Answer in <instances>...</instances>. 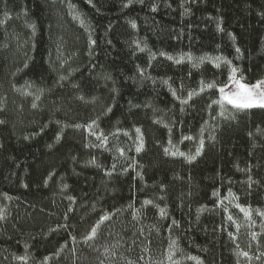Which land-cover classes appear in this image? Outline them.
Here are the masks:
<instances>
[{
    "label": "trees",
    "instance_id": "obj_1",
    "mask_svg": "<svg viewBox=\"0 0 264 264\" xmlns=\"http://www.w3.org/2000/svg\"><path fill=\"white\" fill-rule=\"evenodd\" d=\"M233 69L264 81V0H0V264H264Z\"/></svg>",
    "mask_w": 264,
    "mask_h": 264
},
{
    "label": "snow or ice",
    "instance_id": "obj_2",
    "mask_svg": "<svg viewBox=\"0 0 264 264\" xmlns=\"http://www.w3.org/2000/svg\"><path fill=\"white\" fill-rule=\"evenodd\" d=\"M135 27V25H133ZM239 51V49H237ZM230 63V62H229ZM233 73H235L237 70L233 69ZM233 82L236 84L237 90L231 91L229 90L227 93L225 92L224 88H220L219 91L222 93V100L228 105H231L232 108H235L237 110H250L253 108H261L264 109V81H260L254 86H250L244 83H241L240 80H237L235 76L232 77ZM242 79V77H241ZM209 88L213 87L212 84L208 85ZM187 101H184L186 103ZM217 103H220V101H217ZM35 106V105H34ZM223 106V105H222ZM221 115H225V113L222 111ZM227 118V117H226ZM2 123V121H0ZM139 131V130H137ZM186 139H191L190 137H186ZM203 147V141H201V148ZM139 150V149H138ZM166 152H168V149H165ZM200 149H197V154H199ZM175 155L176 153H172ZM180 155H184L183 153H180ZM189 160L195 159L194 156L188 157ZM147 203H151V201H148ZM239 207V205H237ZM241 211H244V209H241ZM160 214L162 217L166 216V211L164 209L160 210ZM246 215H251L250 211L246 212ZM261 215H264V213H261ZM3 217L0 216V219ZM231 219V217H229ZM175 223V222H174ZM96 235V230L93 229L92 233L87 239H93ZM255 238V237H254ZM175 247V241L172 242V246ZM179 249H177L178 251ZM245 257L248 256L247 252L242 253ZM175 255V252L170 250L169 259H172V256ZM189 259L195 260L197 264H202L201 261L198 260L197 257H189Z\"/></svg>",
    "mask_w": 264,
    "mask_h": 264
},
{
    "label": "rangeland",
    "instance_id": "obj_3",
    "mask_svg": "<svg viewBox=\"0 0 264 264\" xmlns=\"http://www.w3.org/2000/svg\"><path fill=\"white\" fill-rule=\"evenodd\" d=\"M233 76H235V78H236L237 80H240L241 83H244V82H243V81L237 76V74H236V72H235V73H233V74L230 76L229 82H227L226 84L220 86L219 89H220V88H224L226 93H227L229 90H231V91H236V90H237V87H236V84L233 82V79H232ZM244 84H246V83H244ZM256 84H257V83H256ZM247 85L254 86L255 84H247ZM219 92H220V91H219ZM220 98H221V100H222V93H221V92H220Z\"/></svg>",
    "mask_w": 264,
    "mask_h": 264
}]
</instances>
